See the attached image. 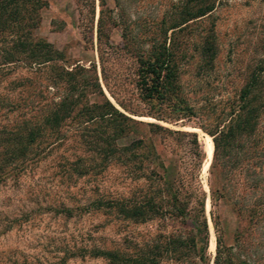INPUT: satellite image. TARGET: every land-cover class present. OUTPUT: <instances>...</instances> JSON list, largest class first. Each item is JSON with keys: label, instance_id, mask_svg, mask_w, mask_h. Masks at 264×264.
I'll return each instance as SVG.
<instances>
[{"label": "trees", "instance_id": "16d2710c", "mask_svg": "<svg viewBox=\"0 0 264 264\" xmlns=\"http://www.w3.org/2000/svg\"><path fill=\"white\" fill-rule=\"evenodd\" d=\"M218 3L220 0L170 2L138 33L124 23H114L110 16L111 23L120 26V48L133 63L136 101L133 104L106 88L115 106L104 96L93 64L65 65L63 57L34 34L43 0H0V75L16 66L29 72L40 69L45 74L39 82L54 89L40 105L37 119L24 121L12 137L2 138L0 176L9 162L27 161V154L33 151L34 156L38 146L61 141L69 129L78 137L80 151L68 162V175L80 177L113 167L127 180L125 194L98 196L89 203L93 209L134 224L156 220L168 229L134 240L128 253L97 247H79V252L101 257L106 264H157L160 259L181 264L192 256L205 260L209 236L205 192L200 184L204 147L196 132L162 124L183 126L195 118L191 127L206 133L212 143L206 177L210 206L228 205L234 216L232 230L225 233L217 217L210 214L213 262L247 264L234 257L231 249L238 246L244 228L241 221L252 228L264 219V61L250 69L218 112L198 105L181 80L187 62L186 37L182 36L193 42V55H189L192 76L213 68L214 22L199 23ZM101 13L99 9L98 36ZM132 22L136 24V20ZM192 30H196L194 35ZM164 137L179 148L175 158L164 159L156 150V143ZM229 235L231 245H226Z\"/></svg>", "mask_w": 264, "mask_h": 264}, {"label": "rangeland", "instance_id": "374dc122", "mask_svg": "<svg viewBox=\"0 0 264 264\" xmlns=\"http://www.w3.org/2000/svg\"><path fill=\"white\" fill-rule=\"evenodd\" d=\"M43 1L45 5L38 11L34 34L59 53L65 65L88 67L93 64L104 96L115 106L106 88L136 103L132 88L133 63L120 48V26L112 24L109 17L114 23H124L138 33L139 29L146 30L170 2L178 0ZM99 9L102 10V24L98 36ZM211 19L216 43L213 68L192 76L189 55H193V42L182 36L186 37L187 62L181 80L190 87L198 105L204 110L218 112L224 101L243 84L250 69L264 61V0H220L199 24L206 25ZM132 20H136V24ZM196 30H192L193 35ZM44 74L40 69L29 72L16 66L0 75V153L2 138L12 137L24 121L37 119L40 105L54 93L53 88L46 89L44 83L39 82ZM39 93L46 99H40ZM138 119L151 121L146 117ZM195 121L192 118L183 126L162 124L171 129L196 132L204 147L205 139L211 141L210 137L199 128L191 127ZM79 147L78 137L68 129L61 141L38 146L35 149L38 154L33 156L31 151L26 156L27 161L14 159L4 167V174L0 176V264H106L101 257L77 249L97 247L128 253L134 240L139 242L155 232L168 231L156 220L134 224L101 209L94 210L89 204L91 200L98 196L125 194L127 180L113 167L80 177L68 175V162L79 153ZM178 149L169 138L164 137L156 143V150L164 159L175 158ZM210 153L206 155L205 152L200 173L209 236L205 260L192 256L181 264H215L211 212L225 233L233 227L234 216L228 205L210 206L206 183ZM241 228L238 246L231 249L234 257L247 264H264V219L252 228H247L243 220ZM211 234L213 244L210 248ZM224 243L231 245L230 235L225 237ZM157 264L180 263L160 259Z\"/></svg>", "mask_w": 264, "mask_h": 264}, {"label": "bare ground", "instance_id": "6f19581e", "mask_svg": "<svg viewBox=\"0 0 264 264\" xmlns=\"http://www.w3.org/2000/svg\"><path fill=\"white\" fill-rule=\"evenodd\" d=\"M210 150H211V143L209 141V139H205L204 141V151L206 152V155H208L210 153ZM213 236L211 234L210 236V244H209V247L211 248L212 247V244H213Z\"/></svg>", "mask_w": 264, "mask_h": 264}, {"label": "water", "instance_id": "95a60500", "mask_svg": "<svg viewBox=\"0 0 264 264\" xmlns=\"http://www.w3.org/2000/svg\"><path fill=\"white\" fill-rule=\"evenodd\" d=\"M211 142V141H210ZM211 148H212V143H211ZM210 155H211V153H210Z\"/></svg>", "mask_w": 264, "mask_h": 264}]
</instances>
